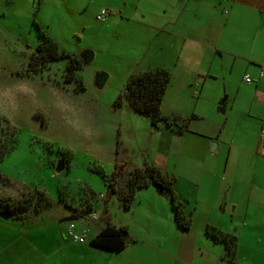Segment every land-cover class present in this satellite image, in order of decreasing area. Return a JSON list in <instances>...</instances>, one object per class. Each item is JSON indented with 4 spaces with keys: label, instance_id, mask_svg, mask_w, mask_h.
Returning a JSON list of instances; mask_svg holds the SVG:
<instances>
[{
    "label": "crops",
    "instance_id": "crops-1",
    "mask_svg": "<svg viewBox=\"0 0 264 264\" xmlns=\"http://www.w3.org/2000/svg\"><path fill=\"white\" fill-rule=\"evenodd\" d=\"M131 3L130 13L120 14H132L153 33L161 56L153 68L170 72L169 88L196 86L198 93L185 98L182 111H162L188 119L187 129L160 123L142 161L110 159L114 169L119 163L126 173L153 164L172 175L192 226L177 223L170 196L157 192L156 185L139 189L130 207L120 194L106 203L107 192L98 196L88 188L94 198H80L81 206L72 198L71 214L53 216L59 222L48 229L53 225L63 238L53 240L47 233L44 238V226L34 225L35 216L20 219L18 224H29L33 232L27 244L39 253L38 264L44 255L55 257L56 264H264V0ZM67 216L75 219L67 223ZM81 219L86 222L76 223ZM208 226L237 237L233 259L226 256L225 241L207 234ZM71 230L86 234V241L76 242ZM1 242L0 264L14 262L11 254L19 253V246Z\"/></svg>",
    "mask_w": 264,
    "mask_h": 264
},
{
    "label": "rangeland",
    "instance_id": "rangeland-1",
    "mask_svg": "<svg viewBox=\"0 0 264 264\" xmlns=\"http://www.w3.org/2000/svg\"><path fill=\"white\" fill-rule=\"evenodd\" d=\"M131 1L0 0V115L17 128L16 144L0 165L13 183L0 185V194L44 191L54 202L34 219V225L44 226V238L45 233L53 240L63 238L53 225L48 229L51 222H59L53 216L71 214V206L59 202L61 194L78 199L79 206L80 198L91 197L88 188L98 196L105 194L106 182L98 168L111 173V155L118 161H142L152 132L157 134L155 128L161 127H153L124 95L133 74L155 67L156 58L161 59L147 25L132 20V14H120L130 13ZM103 9L109 13L99 21ZM44 34L57 41L60 51L81 56L91 50L92 60L83 63L75 78L67 76V58L45 69L31 67ZM101 72L108 75L103 87L96 81ZM177 86L169 88L162 111H182L185 98L197 96L196 86ZM60 161L64 168L58 171ZM19 220L0 215L1 243L15 241L20 250L11 254L16 260L8 264H38L39 253L27 244L33 235L30 225L23 227ZM47 251L50 256L54 247ZM58 255L57 259L62 253ZM54 258L44 255L41 264H56Z\"/></svg>",
    "mask_w": 264,
    "mask_h": 264
},
{
    "label": "trees",
    "instance_id": "trees-1",
    "mask_svg": "<svg viewBox=\"0 0 264 264\" xmlns=\"http://www.w3.org/2000/svg\"><path fill=\"white\" fill-rule=\"evenodd\" d=\"M62 58L69 60L66 68L68 78H75L76 71L84 63L83 55H72L60 51L57 41L44 34L42 42L37 46V52L31 58L30 66L36 67V69H45L52 62ZM170 83L171 74L167 69L162 67L147 69L135 73L129 78L124 95L130 106L139 114L148 117L153 126L157 127L160 123H165L175 129L185 130L188 127V119L179 114L170 116L162 112V101ZM119 101H123V95L119 97ZM16 131L17 128L6 117L0 115V165L16 144ZM67 152L70 153V151ZM98 171L106 182V203L114 195L120 194L119 198L123 204L130 207L139 189L150 185H161L164 193L168 194L172 200L177 223L185 229L192 226L193 219L186 211L185 203L174 189V177L156 165L145 164L126 173L124 165L116 163L114 171L110 174H107L102 167H99ZM12 183V179L0 169V185H11ZM122 187L125 188L124 193L121 191ZM89 194L92 198L95 197L94 192L89 191ZM59 202L72 207L74 200L66 194H61ZM53 205L54 202L44 191L39 189H26L18 196L0 194V215L14 219H26L42 214ZM86 212H90V208H87ZM206 232L215 239L226 242V256L230 259L236 256L237 237L235 235L214 226H208ZM120 233L125 236L126 228H121Z\"/></svg>",
    "mask_w": 264,
    "mask_h": 264
},
{
    "label": "water",
    "instance_id": "water-1",
    "mask_svg": "<svg viewBox=\"0 0 264 264\" xmlns=\"http://www.w3.org/2000/svg\"><path fill=\"white\" fill-rule=\"evenodd\" d=\"M92 58H93V52L91 50H86L83 53V59H84L85 63H89L92 60ZM107 78H108V75L106 73H104V72H101V73H99L97 75L96 81H97L99 87H103L104 86V84L107 81ZM213 148H215V147H213ZM63 168H64V161H60L59 164H58L57 170L61 171ZM156 190L160 194H165L161 185H156ZM74 219L75 218L73 216H69V217L66 218V221H73Z\"/></svg>",
    "mask_w": 264,
    "mask_h": 264
},
{
    "label": "built area",
    "instance_id": "built-area-1",
    "mask_svg": "<svg viewBox=\"0 0 264 264\" xmlns=\"http://www.w3.org/2000/svg\"><path fill=\"white\" fill-rule=\"evenodd\" d=\"M108 10L107 9H103L98 15H97V19L99 21H104L106 20L107 16H108ZM263 74V72H262ZM245 80L247 82H251L252 81V78L249 76V75H245ZM261 133L262 135L264 136V126L262 127L261 129ZM96 217V216H95ZM97 218V217H96ZM74 225L72 224L71 225V228H73ZM70 235L72 236V238L76 241V242H80V243H83L86 241V234H77V233H74L72 230L70 231Z\"/></svg>",
    "mask_w": 264,
    "mask_h": 264
}]
</instances>
